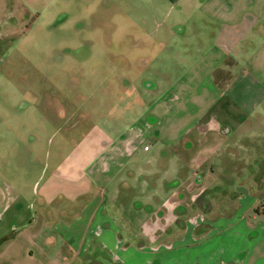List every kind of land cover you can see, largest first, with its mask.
Listing matches in <instances>:
<instances>
[{"label": "crops", "instance_id": "0c3cea01", "mask_svg": "<svg viewBox=\"0 0 264 264\" xmlns=\"http://www.w3.org/2000/svg\"><path fill=\"white\" fill-rule=\"evenodd\" d=\"M103 5L125 41L157 43L159 76L122 83L136 126L114 141L96 128L1 207L0 264H264V0ZM155 159L179 167L171 189L133 199L159 185L141 175Z\"/></svg>", "mask_w": 264, "mask_h": 264}, {"label": "rangeland", "instance_id": "374dc122", "mask_svg": "<svg viewBox=\"0 0 264 264\" xmlns=\"http://www.w3.org/2000/svg\"><path fill=\"white\" fill-rule=\"evenodd\" d=\"M108 12L103 0H0V210L11 196L37 194L51 168L96 128L114 141L137 125L122 116L120 103L137 100L122 83L159 76L157 43L125 41ZM150 61L157 63L146 66ZM140 151L147 161L157 150ZM150 164L142 180L155 177L159 185L136 188L133 199L171 189L161 184L178 167L174 159Z\"/></svg>", "mask_w": 264, "mask_h": 264}, {"label": "built area", "instance_id": "2783aa9c", "mask_svg": "<svg viewBox=\"0 0 264 264\" xmlns=\"http://www.w3.org/2000/svg\"><path fill=\"white\" fill-rule=\"evenodd\" d=\"M145 150H149V147H145Z\"/></svg>", "mask_w": 264, "mask_h": 264}]
</instances>
